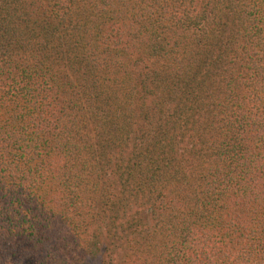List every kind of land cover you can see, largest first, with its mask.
<instances>
[{"label":"trees","instance_id":"obj_1","mask_svg":"<svg viewBox=\"0 0 264 264\" xmlns=\"http://www.w3.org/2000/svg\"><path fill=\"white\" fill-rule=\"evenodd\" d=\"M0 264H264V0H0Z\"/></svg>","mask_w":264,"mask_h":264}]
</instances>
